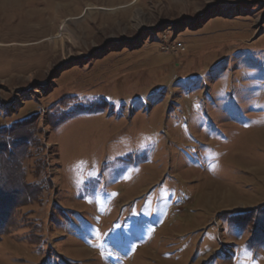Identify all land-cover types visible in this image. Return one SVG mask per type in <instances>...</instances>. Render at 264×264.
I'll use <instances>...</instances> for the list:
<instances>
[{
  "label": "rangeland",
  "instance_id": "1",
  "mask_svg": "<svg viewBox=\"0 0 264 264\" xmlns=\"http://www.w3.org/2000/svg\"><path fill=\"white\" fill-rule=\"evenodd\" d=\"M0 129V264H264V0H0Z\"/></svg>",
  "mask_w": 264,
  "mask_h": 264
},
{
  "label": "trees",
  "instance_id": "2",
  "mask_svg": "<svg viewBox=\"0 0 264 264\" xmlns=\"http://www.w3.org/2000/svg\"><path fill=\"white\" fill-rule=\"evenodd\" d=\"M18 126H19V125H16L15 127H18ZM16 129H17V128H15L14 130H16ZM4 130H6V129H0V142H3V141H4V143L6 144V142H8V141H6V133H5ZM4 143L1 144L0 146H3ZM262 243H264V241H263V242H259V246H260ZM250 246L255 248V245H253V244H250ZM257 247H258V246H257Z\"/></svg>",
  "mask_w": 264,
  "mask_h": 264
},
{
  "label": "built area",
  "instance_id": "3",
  "mask_svg": "<svg viewBox=\"0 0 264 264\" xmlns=\"http://www.w3.org/2000/svg\"><path fill=\"white\" fill-rule=\"evenodd\" d=\"M178 45H180V43Z\"/></svg>",
  "mask_w": 264,
  "mask_h": 264
}]
</instances>
